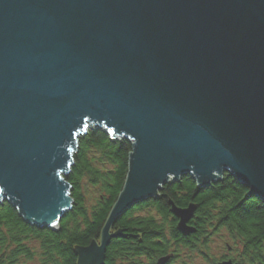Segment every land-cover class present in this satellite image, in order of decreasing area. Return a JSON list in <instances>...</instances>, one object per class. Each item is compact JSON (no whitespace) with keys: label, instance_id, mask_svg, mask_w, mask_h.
Listing matches in <instances>:
<instances>
[{"label":"water","instance_id":"95a60500","mask_svg":"<svg viewBox=\"0 0 264 264\" xmlns=\"http://www.w3.org/2000/svg\"><path fill=\"white\" fill-rule=\"evenodd\" d=\"M88 128L132 152L78 264H103L115 219L183 176L228 172L264 200V0H0V204L57 229ZM171 205L193 233L196 206Z\"/></svg>","mask_w":264,"mask_h":264},{"label":"trees","instance_id":"16d2710c","mask_svg":"<svg viewBox=\"0 0 264 264\" xmlns=\"http://www.w3.org/2000/svg\"><path fill=\"white\" fill-rule=\"evenodd\" d=\"M132 142L112 139L100 128L79 138L74 165L65 176L73 198L57 229L26 222L8 201L0 204V264H78V247L100 243L110 213L129 171ZM230 173L208 186L190 174L170 181L156 198L132 205L111 226L113 237L103 264H175L196 253L216 264L210 254L213 236L227 233L239 264H264V200ZM196 210L191 234L179 230L172 205ZM167 257L169 259L165 260ZM163 261V262H162Z\"/></svg>","mask_w":264,"mask_h":264},{"label":"rangeland","instance_id":"374dc122","mask_svg":"<svg viewBox=\"0 0 264 264\" xmlns=\"http://www.w3.org/2000/svg\"><path fill=\"white\" fill-rule=\"evenodd\" d=\"M90 128H88L89 130ZM233 244L230 240L229 236L225 232H221L219 235L213 236V242L210 244V254L212 255V259L216 261H221L222 259H231L235 257L237 254V249L229 248L228 246ZM183 259L179 260L175 264H213L212 260L208 261L204 258V256L191 253L190 254L186 251L183 254ZM21 264H36L35 261L33 262H23Z\"/></svg>","mask_w":264,"mask_h":264}]
</instances>
